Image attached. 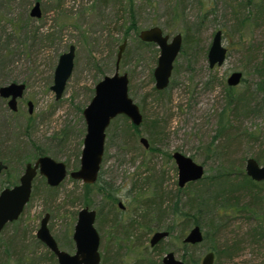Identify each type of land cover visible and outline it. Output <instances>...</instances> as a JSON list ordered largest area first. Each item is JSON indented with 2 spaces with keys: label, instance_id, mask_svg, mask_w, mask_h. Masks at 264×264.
Masks as SVG:
<instances>
[{
  "label": "rangeland",
  "instance_id": "374dc122",
  "mask_svg": "<svg viewBox=\"0 0 264 264\" xmlns=\"http://www.w3.org/2000/svg\"><path fill=\"white\" fill-rule=\"evenodd\" d=\"M35 2L40 5L39 17L29 14ZM131 9L129 0H0V86L10 82L26 85L16 111L7 106V99L0 97V157L8 165L0 174V190L18 182L25 164L35 161L36 147L44 149L45 155L65 162L68 170L78 168L80 133L85 130L80 108L89 103L95 84L114 73L117 51L124 39L126 53L119 71L128 75L129 95L147 120L158 117L164 129L155 136L153 145L159 150L154 152L139 142L140 136L150 139L142 132L146 127H139L141 135H133L130 120H125L124 115L116 116L106 132L101 178L116 189L118 200L125 206L118 208L125 211L123 218L130 215L133 198L142 201L150 197L156 183L168 195L163 196L165 200L168 203L177 200L179 208H185L198 189L205 191L207 185L203 179L178 187L177 168L171 156L174 151L202 164L204 176L213 175L218 168H228L230 181L241 179L237 176L241 169L245 170L246 158L260 156L259 163L264 162L261 148L264 110L258 106L262 99L256 91V82L264 72V0H135L133 10L138 30L158 25L170 36L188 34L189 47L186 45L185 49L189 53L176 58L168 92L163 95L151 93L154 78L151 79L150 71L156 65L158 47L141 45L133 30L126 33ZM196 24L201 26L200 31L190 29ZM217 29L222 31L227 55L222 65L210 68L207 49ZM195 40L199 46L197 53L192 48ZM70 45L75 48L73 70L61 98L56 100L50 89L54 68L60 54ZM236 70L242 72L241 82L233 88L234 94L240 96L241 107L233 110L228 130L221 127L219 119L228 107L226 79ZM29 100L33 103L31 113H28ZM33 184L35 192L19 218L1 231L0 245L17 233L18 244L30 251L26 252L31 257L26 263L34 262L37 257L34 249L39 255L49 250L34 240L41 218L49 213L48 227L59 247L73 253L71 235L77 212L84 207L83 182L67 175L54 190H49L44 177L37 175ZM241 184L246 186L244 180L233 182L232 186L238 188ZM234 194L239 202L240 198L242 202L247 200L245 192L239 190ZM90 199V207L97 214L102 211L95 219L104 243L100 252L106 254L109 250L108 264H114L110 254L125 250L107 243L110 229L106 220L113 216L110 205L96 191ZM221 201L219 198L218 202ZM170 203L166 208L163 206L168 209L163 220L154 221L151 232L144 230L141 241L145 244L153 231L164 230L171 222ZM215 216L221 221L218 229L206 221ZM180 219L177 218L172 234L159 244L160 254L157 255L159 250L153 252L155 258L161 259L166 252L173 251L182 259L185 249L176 239L182 228ZM200 220L207 237L187 248L200 261L214 247L219 252L215 253V264H264V242L254 243L251 234L258 219L246 218L244 213L232 208H222L218 213L201 216ZM141 231L144 232L138 230ZM226 246L234 249L223 252ZM22 247L5 256L1 246L0 264H16ZM230 252L231 256H226ZM130 256H126L128 261ZM41 264L50 262L42 260Z\"/></svg>",
  "mask_w": 264,
  "mask_h": 264
},
{
  "label": "water",
  "instance_id": "95a60500",
  "mask_svg": "<svg viewBox=\"0 0 264 264\" xmlns=\"http://www.w3.org/2000/svg\"><path fill=\"white\" fill-rule=\"evenodd\" d=\"M30 16H41L39 2H35L30 10ZM138 37L143 42L153 43L159 49L156 65L153 69L154 87L158 90L166 88L174 62L182 46V34L173 36L165 33L158 25L141 29ZM124 39L119 45L115 60V71L112 75H105L94 86V94L89 103L83 108L82 116L85 122V133L77 169L68 170L66 163L58 161L49 155H40L34 162H27L16 184L0 190V233L6 224L19 218L26 204L30 200L34 178L39 175L44 177L50 187L58 186L67 175L72 179L80 180L86 184L96 182L105 149L106 129L112 119L118 115L126 116L130 122L139 126L143 115L136 102L129 95V78L126 72L120 73L119 64L122 53L126 47ZM75 55L74 45L60 54L54 68L53 83L50 89L55 94V99L61 98L67 80L73 70ZM227 48L223 44L222 31L217 29L207 49V60L210 68L220 66L226 59ZM242 80L241 71H232L227 79L228 86L234 87ZM26 85L23 82H10L0 86V97L7 99V106L17 110L18 99L24 95ZM28 113L32 112V101L27 102ZM139 142L144 148L149 147L146 137L141 136ZM177 168V183L183 187L187 182L197 181L204 175V166L195 162L190 156L180 151L171 154ZM7 169V164L0 160V174ZM245 173L254 181L263 183L264 191V163L248 157L245 161ZM123 208L122 202L118 204ZM96 210L88 206L80 208L72 232L74 251L70 253L59 247L57 240L48 227L49 213H45L36 230V238L51 251L57 264H101L100 234L95 226ZM167 230L155 231L150 237V246L156 245L167 238ZM203 231L199 225L192 226L183 238L187 244H198L203 241ZM162 264H184L177 258L173 251L166 252L161 259ZM214 253L206 252L200 264H213Z\"/></svg>",
  "mask_w": 264,
  "mask_h": 264
},
{
  "label": "trees",
  "instance_id": "16d2710c",
  "mask_svg": "<svg viewBox=\"0 0 264 264\" xmlns=\"http://www.w3.org/2000/svg\"><path fill=\"white\" fill-rule=\"evenodd\" d=\"M135 0H129L130 4L132 5V9L130 10L129 13V24L126 27V33L129 32L130 30H133L136 33V36L138 37V33L140 30H138L137 22L135 19V12L133 10V3ZM200 25L196 24L193 25L190 29L192 31L194 30L195 32L200 31ZM187 34V31H186ZM187 35H184L182 37V46L180 53L178 55H188V50L185 49L188 39ZM139 43L143 46H148V45H153V43H148V42H143L139 39ZM189 47V45H187ZM126 48V47H125ZM194 52L199 51V46L196 42L194 41V44L192 46ZM125 50V49H124ZM203 50H205L203 48ZM202 50V51H203ZM126 51L122 53L121 60H123V56ZM178 57V56H177ZM264 71V68H263ZM151 73V79H153V72L152 70L150 71ZM261 79L256 82V91L260 93L262 102L260 105L261 110H264V72H262ZM168 87L169 85L162 89L158 90L154 86L151 88L152 94H159L163 95L168 92ZM234 87L227 86V97L228 99V107L225 108L221 113H220V119L219 122L221 124V127L223 129H231V114L234 109H237L238 107H241L240 104V96H237L234 94ZM93 92V90H92ZM248 106V105H247ZM142 108L144 109V106L142 105ZM83 108H80V111L82 112ZM141 111V110H140ZM143 115V120L139 126H136L130 122V127L134 129L133 135L136 136V134L141 135V132L139 131L140 126H145L146 129L142 130L144 134H147L149 136V147L145 148L151 152L158 151L159 149L155 147L153 144L155 142V136L157 134H160L163 132L164 126L161 123V119L156 117L153 120H147L143 112H141ZM116 118V117H115ZM114 118V119H115ZM125 120H127L126 116H123ZM114 119L111 120L109 126L106 129V132L109 130V127L111 124L114 122ZM28 126L25 127L27 130ZM24 129V132H25ZM85 130L82 129L80 133L81 137V142L79 143V150L82 146V141H83V136H84ZM107 134V133H106ZM219 135V133H218ZM132 136V135H130ZM141 137V136H140ZM139 137V138H140ZM17 148L19 149L20 144L17 142ZM262 152L264 153V143L262 144ZM79 152V151H78ZM35 153L38 156L40 155H45L44 149L40 147L35 148ZM264 155V154H263ZM36 157V158H37ZM261 158L258 156L256 160ZM2 158L0 157V160ZM4 162V161H3ZM7 162V161H6ZM259 162V161H258ZM7 164V163H6ZM8 168V165H7ZM228 169V168H227ZM227 169H222L218 168L216 172L213 175L210 176H204L202 179L204 182H206V189L203 192V189H198V193L195 194V198L193 199L190 198L189 202L186 203L185 208H179L177 205V200H173V202L170 203V215L171 217V222H169L164 230L169 231V236L172 234V231L175 227V223L178 217H180L181 221V231L180 234L176 237L178 242L180 243V246L184 248V252L181 255L182 260L184 261V264H200V259L199 256L193 255V253H190L187 251V248L189 246H192L191 244H187L183 242L184 238V233L190 225H199L201 228V216H207L211 212L213 213H218L219 209L222 208H232L237 210L239 213L242 212L245 214L246 218H254L258 219L259 221L257 224H254L253 231L251 232L253 242H264V191H263V185L261 182H257L252 180L246 173L245 170L241 169L240 174L237 177L239 178L240 181L244 180L246 186H243L242 184L238 188H234L232 186L233 182H239L237 181H230V173L227 172ZM7 170V169H6ZM4 170V172L6 171ZM147 170H150V168H147ZM102 175V170L100 169L98 178L95 183L93 184H86L83 183V188H84V193H83V204L84 206L90 207L91 202H90V197L92 194H94V191L98 192L99 194L103 195L106 200L108 201V204L110 205L109 212L113 215L112 218L107 219L106 222L109 227V233H110V240H108V244L110 245H116L118 246L117 248L119 249H124L125 251H122L121 253L116 252L115 254H110L111 259L114 260V264H162L160 258H155L153 255V252H156L159 250V244L151 247L149 244H145L143 241H141L143 234L144 233H149L153 229V222H159L160 220H163V216L165 215V211L168 209H165L166 207L169 206L168 201L165 200L163 196L168 197V195L163 194L161 191L160 183H156L154 185V191L152 195L144 200H139L137 198H133L134 205L131 209V213L128 217L123 218L122 213L125 212L124 210L119 211V200L116 195V189L106 181H102L101 178ZM20 177V176H19ZM36 178V177H35ZM34 178V179H35ZM201 179V180H202ZM19 180V178H18ZM199 180V181H201ZM34 183V180H33ZM191 184V183H188ZM14 185V184H13ZM12 185H7L5 187H9ZM134 187H137L136 184H134ZM4 188V187H3ZM49 190H54V187L48 186ZM213 189V192H211ZM242 191L246 193L247 200L242 202L240 198L239 202V197L234 194L237 191ZM35 192V186L32 184V192ZM203 193V194H201ZM221 199V202H218V199ZM171 199V198H169ZM117 201V203H116ZM117 204V205H116ZM124 206V205H123ZM165 206V208L163 207ZM91 208V207H90ZM118 211V215L115 213V211ZM101 209L99 210V213L96 214V218L99 217L101 214ZM207 218V217H206ZM16 221V220H15ZM192 221V222H191ZM207 223L213 227V228H220L221 226V221L220 218L215 216V217H209L208 220H206ZM191 226V227H192ZM146 230V232H138V230ZM202 229V228H201ZM203 240L207 237V232L205 234L203 233ZM70 237V236H68ZM72 237V235H71ZM70 237V238H71ZM35 238V237H34ZM36 244H40L41 242L38 239H34ZM20 241V238L17 236V233L12 234L7 241H5L1 246H4V253L5 256L10 255L11 253H15L17 251V248L22 247L21 244H18ZM58 242V241H57ZM59 245V243H58ZM109 247V245H106ZM120 246V247H119ZM101 247L103 249L104 243L101 241ZM233 248L234 246H226L223 249V252H225L227 249ZM214 247L208 249V251H212L214 253V263L215 264V253H219L218 250L214 251ZM21 255L17 258L16 264H34L35 261H37L36 264H41L42 260L44 261H49L50 264H57L55 258V255L45 249L44 254L39 255L38 252L34 249L33 253L37 256L34 257L36 260L31 263H26L28 260L27 253L29 254V248H26L25 245L21 249ZM216 250V249H215ZM29 251V252H28ZM160 251L157 253V255L160 254ZM206 251V252H208ZM11 252V253H9ZM27 252V253H26ZM129 252L132 254L130 256ZM232 252L226 254V256H231ZM126 256H130V261L127 260ZM129 259V258H128ZM109 260V250L108 252H103L101 253V264H108Z\"/></svg>",
  "mask_w": 264,
  "mask_h": 264
},
{
  "label": "flooded vegetation",
  "instance_id": "af4514ba",
  "mask_svg": "<svg viewBox=\"0 0 264 264\" xmlns=\"http://www.w3.org/2000/svg\"><path fill=\"white\" fill-rule=\"evenodd\" d=\"M263 163H264V162H263ZM263 163H262V164H263ZM259 164H260V163H259ZM244 169H245V167H244ZM204 173H205V172H204ZM203 177H204V175H203ZM203 177H202V178H203ZM202 178H201V179H202ZM199 180H200V179H199ZM197 181H198V180H197ZM192 182H196V181H190V182H187L185 185H187L188 183H192ZM257 182H258V181H257ZM261 183H262V182H261ZM177 184H178V183H177ZM185 185H184V186H185ZM262 185H263V183H262ZM184 186H183V187H184ZM178 187H179V186H178ZM179 188H182V187H179ZM119 208H120V209H124L125 206H123V208H121V206H119ZM190 228H191V227H190ZM190 228H189V229H190ZM155 231H158V230H155ZM155 231H153L152 234H153ZM167 231H168V230H167ZM188 231H189V230H188ZM188 231H187V232H188ZM168 232H169V231H168ZM187 232H186V233H187ZM186 233H185V235H186ZM152 234H151V236H152ZM185 235H184V236H185ZM151 236H150V237H151ZM168 236H169V235H168ZM165 239H166V238H165ZM149 240H150V238H149ZM149 240H148V244H149ZM163 240H164V239H163ZM163 240H161V241H163ZM161 241H160V242H161ZM160 242H158L156 245H158ZM149 245H150V244H149ZM154 246H155V245H154ZM100 247H101V236H100ZM100 247H99V250H100ZM151 247H153V246H151ZM100 256H101V252H100Z\"/></svg>",
  "mask_w": 264,
  "mask_h": 264
}]
</instances>
